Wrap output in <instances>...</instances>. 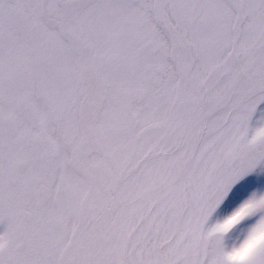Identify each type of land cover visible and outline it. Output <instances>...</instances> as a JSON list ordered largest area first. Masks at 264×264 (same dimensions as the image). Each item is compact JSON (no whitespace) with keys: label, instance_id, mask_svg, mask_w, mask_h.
I'll return each mask as SVG.
<instances>
[{"label":"snow or ice","instance_id":"snow-or-ice-1","mask_svg":"<svg viewBox=\"0 0 264 264\" xmlns=\"http://www.w3.org/2000/svg\"><path fill=\"white\" fill-rule=\"evenodd\" d=\"M264 0H0V264H264Z\"/></svg>","mask_w":264,"mask_h":264},{"label":"rangeland","instance_id":"rangeland-1","mask_svg":"<svg viewBox=\"0 0 264 264\" xmlns=\"http://www.w3.org/2000/svg\"><path fill=\"white\" fill-rule=\"evenodd\" d=\"M255 172L256 174L251 175L243 182L244 186L250 190L255 188L264 189V169L262 171L257 169Z\"/></svg>","mask_w":264,"mask_h":264}]
</instances>
